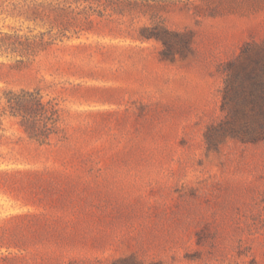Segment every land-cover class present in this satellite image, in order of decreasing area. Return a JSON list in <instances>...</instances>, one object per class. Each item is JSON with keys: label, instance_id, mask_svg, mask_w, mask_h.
Masks as SVG:
<instances>
[{"label": "rangeland", "instance_id": "374dc122", "mask_svg": "<svg viewBox=\"0 0 264 264\" xmlns=\"http://www.w3.org/2000/svg\"><path fill=\"white\" fill-rule=\"evenodd\" d=\"M37 2L0 0V88L55 97L58 130L1 117L0 264H264V133L218 125L264 0Z\"/></svg>", "mask_w": 264, "mask_h": 264}, {"label": "trees", "instance_id": "16d2710c", "mask_svg": "<svg viewBox=\"0 0 264 264\" xmlns=\"http://www.w3.org/2000/svg\"><path fill=\"white\" fill-rule=\"evenodd\" d=\"M36 1L34 13L39 18L42 13ZM50 12H56L58 2L50 1ZM56 19V15L55 18ZM48 29L46 32L50 31ZM6 36L10 33L0 31ZM42 31L40 34H44ZM61 39L65 35L57 31ZM50 41L49 43H52ZM220 110L224 118L219 122L222 132L232 137L253 139L264 133V39L260 42H245L237 55L229 59L222 69ZM58 102L55 97L43 99L39 88H0V137L3 135L1 117H16L26 136L38 143L48 142L58 130ZM122 264L126 259L120 260ZM116 264V263H115Z\"/></svg>", "mask_w": 264, "mask_h": 264}]
</instances>
